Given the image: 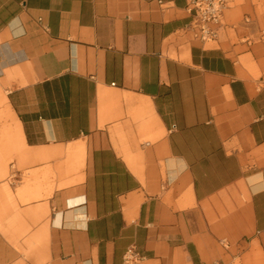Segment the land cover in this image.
<instances>
[{
	"label": "crops",
	"instance_id": "obj_1",
	"mask_svg": "<svg viewBox=\"0 0 264 264\" xmlns=\"http://www.w3.org/2000/svg\"><path fill=\"white\" fill-rule=\"evenodd\" d=\"M191 20L188 0H0V264H264L259 2L217 40Z\"/></svg>",
	"mask_w": 264,
	"mask_h": 264
},
{
	"label": "built area",
	"instance_id": "obj_2",
	"mask_svg": "<svg viewBox=\"0 0 264 264\" xmlns=\"http://www.w3.org/2000/svg\"><path fill=\"white\" fill-rule=\"evenodd\" d=\"M239 0H188V8L192 20L187 32L193 38L207 42L217 40L224 31V14ZM264 32V31H263ZM224 247H229L226 239L221 241ZM144 257L135 247H129L124 255V264H142Z\"/></svg>",
	"mask_w": 264,
	"mask_h": 264
},
{
	"label": "rangeland",
	"instance_id": "obj_3",
	"mask_svg": "<svg viewBox=\"0 0 264 264\" xmlns=\"http://www.w3.org/2000/svg\"><path fill=\"white\" fill-rule=\"evenodd\" d=\"M244 2H245V0H239V1H237V3L235 5H240ZM258 2H259V16L262 20V27L264 28V0H258Z\"/></svg>",
	"mask_w": 264,
	"mask_h": 264
}]
</instances>
